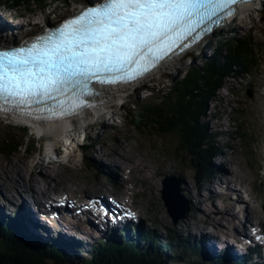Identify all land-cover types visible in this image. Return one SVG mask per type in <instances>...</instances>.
Listing matches in <instances>:
<instances>
[{
	"label": "rangeland",
	"instance_id": "rangeland-1",
	"mask_svg": "<svg viewBox=\"0 0 264 264\" xmlns=\"http://www.w3.org/2000/svg\"><path fill=\"white\" fill-rule=\"evenodd\" d=\"M88 1L91 0H60L59 3L52 4L46 10H36L31 14L20 9L7 11L5 7H0V23L17 28L16 31L21 29L19 32L22 34L29 32L35 34L44 26L53 25L57 20L71 15L74 8L80 9ZM223 30L224 32L217 37V40L211 37L196 49L194 57L191 58L194 63L201 66L205 60L203 57L209 58L213 53V48L220 47L218 40L224 44L231 37L243 35L248 31L249 34H256L258 38L260 33L264 34V5L261 10L246 12L238 19L232 17L230 22L223 26ZM22 34L16 35L14 39L17 42L22 41ZM8 41V39L0 40L2 44ZM261 59L263 67L252 74H241L236 79L224 81L226 89L218 90L215 97L207 103L205 116L201 120V123H206L208 134L216 133L213 144L228 146L221 156L201 160L199 163L202 168L212 169L211 165L224 162L228 170L233 172L231 180L233 184H226L222 188L212 184L215 186L213 189L221 192L219 196L212 199V203L218 211L221 205L231 206L233 211L230 215L234 214L237 217V219L231 217L235 220L234 228L236 229L240 228L239 222H244L246 215L252 223L264 227V48ZM192 60L176 61L168 69H163L160 74L146 79L138 91L129 89L121 93L123 101L113 102L111 108L105 104V107L109 109L105 111L106 113L104 112V118H95V121L91 122L95 114L87 116L85 119L88 123L91 122L87 125L88 127L76 128L72 133L70 132L72 137L68 142L57 145L56 153L50 152L45 137L39 135L33 128H17L2 123L0 120V137L6 136L7 133L19 139L25 137L26 140L35 144L32 152L23 150L20 154L8 159L0 157V193L3 192L0 197L1 195L4 197L1 202L7 203L5 200L7 196L4 194L5 187L13 194V197L16 195L15 199H17L18 193L21 196L22 192L26 191L23 186L28 181H31L36 192L39 189L42 192H48L53 186L57 190L70 192L78 200H81L83 192L94 191L95 188L119 190V194L127 201H134V205L139 210L140 221L144 220L147 223L146 230L156 229L164 238L168 236V233L172 234L171 231H167V229L170 230L172 224L160 197L162 181L167 176L170 177V173L165 174L159 166L165 164L168 167L166 170L173 171L172 167H174L183 172L186 175L184 183L191 188L195 182L193 168L196 167V159L194 155L177 152L180 141L174 133L154 137L145 133L140 136L126 125V119L129 115H133L136 107L142 102H151L147 96L151 95L155 88L168 86L172 80L182 77ZM218 131L227 135L231 134V136L235 134V137L220 136ZM83 138L90 139L93 144L96 143L93 152L88 155L90 160L88 167L79 146ZM205 147L207 148L206 143ZM233 152L238 159V162L233 161L236 165H231L224 157L225 155L232 157ZM109 164L114 168L113 175H109L106 170ZM31 174L34 176H30ZM101 174L106 175L108 180L104 177H97ZM217 175L219 174L215 173L213 176ZM172 176L178 180L175 182L180 187L182 195H186L180 186L183 181L181 182L175 175ZM226 176L230 178L231 175L228 172ZM144 177H149L151 189L141 181ZM224 181L225 179L222 178V182ZM37 184L38 188L35 187ZM203 187L213 191L209 185ZM227 188L239 189L241 192H227ZM150 190L154 192L152 195ZM232 192L237 194H232ZM201 195L203 196L204 192ZM187 202L190 209L186 217L176 225L182 230V234L188 233V231H183L182 222L187 219L190 221L199 219L201 215L198 210L203 211L207 208L204 205L203 207L196 205V210L191 212L194 209L193 201ZM246 207L248 210H245ZM190 212L193 214L191 218L189 217ZM217 214V211H214V215ZM155 217L165 220L168 225L156 224ZM199 221L203 222V219ZM65 225L68 224L65 223ZM219 225L225 231L231 228L222 219ZM231 240L228 238L230 246H232Z\"/></svg>",
	"mask_w": 264,
	"mask_h": 264
},
{
	"label": "snow or ice",
	"instance_id": "snow-or-ice-1",
	"mask_svg": "<svg viewBox=\"0 0 264 264\" xmlns=\"http://www.w3.org/2000/svg\"><path fill=\"white\" fill-rule=\"evenodd\" d=\"M249 2L105 0L88 7L54 33L0 50V112L52 101L47 110L54 115L74 114L89 106L85 98L96 94L94 84L136 80L206 21L234 15V6Z\"/></svg>",
	"mask_w": 264,
	"mask_h": 264
},
{
	"label": "bare ground",
	"instance_id": "bare-ground-1",
	"mask_svg": "<svg viewBox=\"0 0 264 264\" xmlns=\"http://www.w3.org/2000/svg\"><path fill=\"white\" fill-rule=\"evenodd\" d=\"M74 10H76V8H74ZM251 12H253V10H251ZM239 13H243V11H239ZM16 30L17 28H12L6 24L4 25L0 23V36L4 39L10 41L14 36L22 34L19 32L21 29H18V31ZM22 32L24 33V31ZM26 34L30 35L31 32ZM97 96V102H99L97 104L98 109L93 111L95 117L91 119V122H94L95 118H104L105 111L112 107L111 105L113 102L123 101V97L119 93L111 91V89H103L97 93ZM105 103L110 107H104L103 104ZM91 122L88 123L86 119H75L73 121L59 124L38 125L34 126L33 129L39 135L45 137L50 152L56 153V146L60 144L62 145L65 141L68 142L72 137L71 133L73 130L76 128H85ZM217 133L220 136L235 137L234 133V136L219 131ZM215 134L216 133L211 134L212 141ZM224 157L231 165H236L233 161L238 162L234 152L232 153V157H229L228 155H225ZM166 168L168 167L165 164L159 166V169H162L165 174L170 173V176L175 175L181 182L183 181V184H180L183 191L186 192V195L183 194V196L186 201H193L194 209H192L191 212L196 210V205L207 206L203 211L198 210L201 215L199 219L193 221L187 219L182 222L183 231H188L186 234H182V230L178 229L176 224L171 223L172 227H170L169 231H171L174 236L169 233V235L164 238L159 235L156 229L153 231L146 230L148 227L147 223L141 219L142 221L139 222V227H134L130 224L124 227L113 228L104 226L103 228H100L99 231L96 228V234H92L94 232H85L83 233V236L78 235L69 223H67L68 225H65V218L57 219L55 222L38 218L39 214L37 213V207L39 206L36 207L37 211L30 208L20 197L15 199L16 195L13 197V194L8 192V188L6 187L4 188V194L7 196V199L5 200H7L9 204H0V234H3V231L5 230V232L8 234L11 233V236L32 250L48 249L55 255L60 256L71 263L75 262L79 264H85L86 261L92 262L94 256L106 253L107 249L109 251L125 249L134 250L142 256L147 257L145 259H159V263L168 259V261L164 262L165 264H252L248 251L242 246H239V244L243 242L240 241V236L244 234L242 231H246V227L244 223L239 222L241 231L235 230L234 226L236 223L231 217L236 219L237 217L234 214L230 215L233 211L231 206L221 205V208L218 211L216 207H214V203H212V199L214 198L212 190H207L202 184L195 182L191 188H188V185L184 183L186 175L183 172L174 169V167H172L173 171L166 170ZM211 168L218 169L219 172V175L211 177L212 184L215 186L217 185L218 187L225 186V183L222 182V178H225L227 183H232L233 172L228 170L224 162L218 165L213 164L211 165ZM106 170L109 175H113L114 168L110 164ZM228 172L231 175L230 178L226 176ZM30 176L34 175L31 174ZM141 181L151 189L152 186L149 177H144ZM23 187L26 188V191L24 192L36 197V191L34 190L31 181H28ZM35 187L38 188V184ZM152 192L150 190L151 195ZM202 192H204L203 196L201 195ZM2 193L3 192L0 194ZM18 196H20L19 193ZM190 197L192 198L189 199ZM1 198H4L3 195H1ZM231 204L233 205L234 202ZM245 210H248V207H246ZM214 211H217L218 214L214 215ZM85 212L91 218L96 217V212L94 210H86ZM191 212L189 214L190 218L193 217ZM201 219H203V222L199 221ZM221 219L225 220L231 228L227 229V231L222 230V227L219 225ZM247 221H249L248 215L244 217V222ZM154 222L162 226L168 225L165 220H159L156 219V217ZM210 226V234L207 235L205 234L206 232L204 229ZM74 228L79 230L77 227ZM235 236L239 237L238 245L237 247H232L228 244L227 239L228 237L234 238ZM221 237H224V239ZM144 251H147L148 254H144ZM235 258L238 259V261H236Z\"/></svg>",
	"mask_w": 264,
	"mask_h": 264
},
{
	"label": "trees",
	"instance_id": "trees-1",
	"mask_svg": "<svg viewBox=\"0 0 264 264\" xmlns=\"http://www.w3.org/2000/svg\"><path fill=\"white\" fill-rule=\"evenodd\" d=\"M59 2L60 0H0V7H5L7 11L20 9L31 14L36 10H46ZM248 32L242 36H233L224 44L218 40L220 47L213 48L209 58L203 57L205 60L201 66L191 59V65L182 77L172 80L168 86L155 88L147 96L151 102H142L133 115L126 119V125L140 136L145 133L151 137L174 133L180 141L177 152L194 155L196 159V167L193 168L196 181L210 176L208 169L202 168L199 162L209 160L216 154L220 155L224 148L215 147L211 134L206 130V123H201L207 103L223 88L225 79L252 74L263 67L261 54L264 34L260 33L258 38L256 34ZM5 135L0 137V157L3 159L20 154L23 150L32 152L35 149V144L25 137L19 139L7 133ZM95 146L96 143H91L88 138L80 146L87 167L90 165L88 155ZM10 234L5 230L0 234V264H79L71 263L48 249L32 250ZM145 253L148 254L147 251ZM145 258L147 257L130 249H107L106 253L94 256L92 262L86 261L85 264H165L168 261L165 259L162 263H157Z\"/></svg>",
	"mask_w": 264,
	"mask_h": 264
},
{
	"label": "water",
	"instance_id": "water-1",
	"mask_svg": "<svg viewBox=\"0 0 264 264\" xmlns=\"http://www.w3.org/2000/svg\"><path fill=\"white\" fill-rule=\"evenodd\" d=\"M5 43H0V48H5ZM161 198L167 209L168 214L176 224L180 219L184 218L189 211L188 204L179 194L176 182L171 178H166L162 182Z\"/></svg>",
	"mask_w": 264,
	"mask_h": 264
}]
</instances>
